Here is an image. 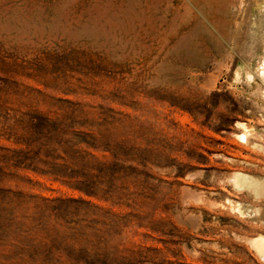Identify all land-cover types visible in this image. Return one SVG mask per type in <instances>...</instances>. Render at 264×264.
<instances>
[{
	"label": "rangeland",
	"instance_id": "rangeland-1",
	"mask_svg": "<svg viewBox=\"0 0 264 264\" xmlns=\"http://www.w3.org/2000/svg\"><path fill=\"white\" fill-rule=\"evenodd\" d=\"M263 63L264 0H0V264H264Z\"/></svg>",
	"mask_w": 264,
	"mask_h": 264
},
{
	"label": "bare ground",
	"instance_id": "bare-ground-1",
	"mask_svg": "<svg viewBox=\"0 0 264 264\" xmlns=\"http://www.w3.org/2000/svg\"><path fill=\"white\" fill-rule=\"evenodd\" d=\"M219 1H220V0H219ZM214 2H215V1H214ZM218 3H220V2H218ZM223 9H224V8H223ZM224 10H226V9H224ZM227 11H228V10H227ZM263 64H264V63H263ZM262 70H263V69H262ZM260 72H263L262 74L264 75V71H260ZM260 74H261V73H260ZM242 127L245 128L244 125H243ZM246 128H247V127H246ZM258 237H259V236H258ZM263 237H264V236H263ZM257 239H258V241H263L261 237H260L261 240H260L259 238L256 237V241H257ZM263 239H264V238H263ZM259 243H260V242H259ZM259 243H258V245H259ZM263 243H264V242H263Z\"/></svg>",
	"mask_w": 264,
	"mask_h": 264
}]
</instances>
